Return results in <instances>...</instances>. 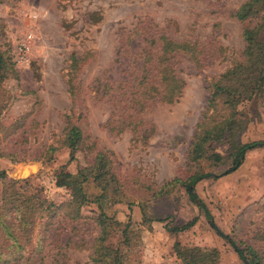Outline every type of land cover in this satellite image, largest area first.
Wrapping results in <instances>:
<instances>
[{
	"label": "rangeland",
	"instance_id": "rangeland-1",
	"mask_svg": "<svg viewBox=\"0 0 264 264\" xmlns=\"http://www.w3.org/2000/svg\"><path fill=\"white\" fill-rule=\"evenodd\" d=\"M246 1L0 0V51L8 56L14 72L1 86L0 122L7 126L20 117L16 130L0 134L3 179L27 178L45 199L61 202L68 191L53 184L59 168L64 165L65 171L75 174L89 165L96 152H104L119 192L104 199L102 208L120 224L126 223L127 217L131 222L125 236L115 233L109 242L128 251L130 264H183L175 254V245L215 251V264H243L188 201L180 184L166 187L165 195L156 192L193 171L220 175L228 168L225 161L217 166L208 158L193 164L187 154L207 110L211 81L244 63L242 27H258L264 44V21L240 23L234 17ZM27 32L33 35L29 64L19 69L11 62L12 52ZM158 35L193 44L198 65L189 54H176L175 73L184 82L180 97L171 105H155L141 113L140 118L153 131L144 145L131 144L127 131L115 135L102 128L108 102L105 98L94 100L89 86L100 73L110 81L123 79L133 66L138 67L134 56L142 39ZM71 55L81 58L72 99L65 84ZM132 59L134 64L127 67ZM218 114L225 113L218 110ZM235 118L240 121L235 143L264 141V86L236 106ZM65 120L78 127L84 138L70 163L67 149L61 146ZM212 149L210 152L224 156V145L214 143ZM34 166L36 172L29 174ZM194 188L217 229L240 249L245 246L258 251L264 260V147L246 152L235 171L205 178ZM81 189L89 200L99 194L90 179ZM96 214L94 204L82 208L78 223L66 225L48 242L44 263L59 249L66 264H90L88 249L98 233L93 223ZM141 215L147 219L143 223ZM191 220L194 225L183 232L167 231ZM122 238L128 240L125 248Z\"/></svg>",
	"mask_w": 264,
	"mask_h": 264
},
{
	"label": "trees",
	"instance_id": "trees-1",
	"mask_svg": "<svg viewBox=\"0 0 264 264\" xmlns=\"http://www.w3.org/2000/svg\"><path fill=\"white\" fill-rule=\"evenodd\" d=\"M263 14L264 0H247L234 12V17L240 23L253 19L262 23ZM258 31V27H242L241 36L245 42L244 63L227 69L211 81L208 87L207 110L203 113V122L197 127V133L187 154L189 162L193 164L208 158L217 166L225 161L228 168L220 175L193 171L182 181L172 179L156 192L158 196H162L167 192L166 187L180 184L188 201L197 207L209 227L230 245L243 264H264L263 255L249 247L240 249L229 237L221 233L212 222L194 187L205 178H216L235 171L243 162L246 152L264 147V141L237 144L233 140L240 122L235 118L236 106L250 99L264 86V44L258 37ZM142 41L141 48L134 56L135 60H139L138 67L133 66L132 72L126 73L123 79L116 81H110L102 73L98 74L91 82L89 92L94 100L105 98L108 102L107 118L102 126L104 130L115 135L127 131L131 144L138 142L144 145L153 128L143 122L140 114L155 105H171L180 97L184 82L175 73L176 54L187 53L196 66L198 63L195 46L188 42H173L163 35ZM135 60L132 59L127 67L133 65ZM9 62L8 56L0 51V90L3 81L14 76ZM80 63V57L71 55L65 68L66 92L71 99L75 97L76 87L73 82ZM218 110L225 114L219 115ZM65 118L67 119V115ZM19 120L20 117L7 126L0 122L1 136L10 135L16 130L15 126ZM65 121L61 146L67 149V162L70 163L74 161V154L81 149L84 138L78 127L68 120ZM214 143L225 146L224 156L214 153L215 151L210 152L213 151ZM52 150L50 148L49 152ZM108 165L105 153L96 152L89 165L77 169L75 174H70L64 170V165L61 166L53 177V184L57 188L66 189L68 197L57 203L45 199L37 187L29 184L27 178L4 180V173H0V264H45V247L48 242L50 243L66 225L78 223L82 208L89 203L97 208L93 223L98 233L88 249L87 261L90 264H130L128 251L124 252L117 247L119 244L113 246L109 242L115 233H119L121 237L125 236L131 222L127 217V222L120 224L113 216L106 215L102 208L104 199L119 192V183L111 174ZM34 168L29 174L36 172V167ZM87 179L99 190V194L92 200H89L81 189L82 183ZM141 219L142 223L147 220L144 216ZM155 221L162 222L157 219ZM63 222H66L65 225ZM194 223L195 220H191L167 231L171 234L183 232ZM69 230L72 232L74 228L70 227ZM121 244L124 248L129 245L127 239H123ZM175 254L183 264H215L217 255L215 251L206 253L204 250L185 249L178 245H175ZM52 257L48 264H66L64 256L59 257V249Z\"/></svg>",
	"mask_w": 264,
	"mask_h": 264
},
{
	"label": "built area",
	"instance_id": "built-area-1",
	"mask_svg": "<svg viewBox=\"0 0 264 264\" xmlns=\"http://www.w3.org/2000/svg\"><path fill=\"white\" fill-rule=\"evenodd\" d=\"M33 35L25 33L15 44L11 62L16 68H25L29 64Z\"/></svg>",
	"mask_w": 264,
	"mask_h": 264
},
{
	"label": "water",
	"instance_id": "water-1",
	"mask_svg": "<svg viewBox=\"0 0 264 264\" xmlns=\"http://www.w3.org/2000/svg\"><path fill=\"white\" fill-rule=\"evenodd\" d=\"M13 168V167H12ZM12 168L11 169H7V171H11L12 170ZM6 170V169H5ZM13 171L15 172V173H18L20 170H18V169H13ZM21 175H22V172H21Z\"/></svg>",
	"mask_w": 264,
	"mask_h": 264
}]
</instances>
